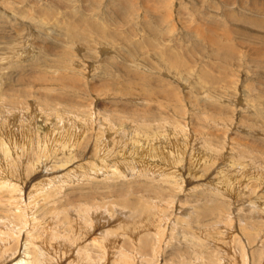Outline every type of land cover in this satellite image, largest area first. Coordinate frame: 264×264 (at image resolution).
<instances>
[{"label":"rangeland","instance_id":"obj_1","mask_svg":"<svg viewBox=\"0 0 264 264\" xmlns=\"http://www.w3.org/2000/svg\"><path fill=\"white\" fill-rule=\"evenodd\" d=\"M84 113L90 116L82 119L86 121L82 128L88 130L82 140L77 135L81 129L72 130V126ZM0 118V197L4 198L5 189L14 195L10 203L0 205V228L9 224L20 230L14 257L9 252L0 264L20 257L23 241L32 238L43 241L48 249L53 245L56 264H74L79 250L95 259L102 256V264L115 263L114 258L124 252L137 264H147L145 259L152 260L150 264H197L206 253L225 259L220 247L225 245L217 242L216 235L222 232L226 240L237 235L245 244V228L252 236L258 232L251 246L244 245L248 260L253 250L256 256L264 252V0H0ZM90 123L96 130L111 126L110 139L115 135L123 141L136 140L138 131L144 135L141 127L157 131L161 139L154 136L155 140H163L162 146L156 144L157 154L164 151L163 158L145 159L151 165L162 161L166 166L167 154H183L182 163H176L179 189L173 191L167 187L172 183L156 174L147 179L130 170L103 174L114 167H100L91 174L85 168L87 160L102 166L116 158L94 139L81 149L66 150L67 144L93 137ZM218 149L224 150L219 157L215 156ZM231 155L234 159L228 158ZM190 158L198 164L195 176L190 175ZM235 159L240 168L233 170L229 161ZM170 166L164 169L167 173ZM224 180L229 185L222 200L218 199L220 215L208 195L210 188ZM49 195L58 198L56 208L45 205ZM119 195L132 208L115 204L109 212L98 209L100 232L107 229L103 222L117 225L116 220L135 214L138 205L142 208L141 196L146 201L143 206L150 205L157 219L163 220V239L168 243L162 249L154 253L148 252L152 248L142 249L144 231L136 233L133 244L137 249L123 245L129 244L122 235L116 251L120 253L110 249L107 255L85 248L95 236L86 231L78 209L116 200ZM17 209L24 213L21 223L8 218ZM117 213L121 217L110 218ZM247 214L251 217L245 224L241 216ZM188 215L189 231L198 226L194 225L197 215L202 237L215 232L202 248L186 244L189 238L185 244L181 241L179 228L184 225L178 217L187 219ZM156 231L153 234L160 235ZM239 245L237 240L235 255L237 264H242ZM210 261L202 259L198 264Z\"/></svg>","mask_w":264,"mask_h":264},{"label":"bare ground","instance_id":"obj_2","mask_svg":"<svg viewBox=\"0 0 264 264\" xmlns=\"http://www.w3.org/2000/svg\"><path fill=\"white\" fill-rule=\"evenodd\" d=\"M69 30H72V29H69ZM70 32V31H69ZM77 32V31H76ZM78 33V32H77ZM76 35V34H75ZM75 35H74V37H75ZM79 35V34H78ZM77 35V36H78ZM87 35V34H86ZM80 36V35H79ZM85 36V35H84ZM97 39V38H96ZM173 65V64H172ZM175 66V65H174ZM155 67V66H154ZM62 78V77H61ZM58 79V78H57ZM43 80V79H42ZM62 80V79H61ZM57 81H59V80H57ZM41 83V81L40 82H38V84H40ZM44 84V83H43ZM64 84V83H63ZM41 85H42V83H41ZM44 86V85H43ZM45 86H46V83H45ZM65 86V85H64ZM31 92V91H30ZM31 95H32V93H31ZM165 96V95H164ZM155 99V98H154ZM150 100V99H149ZM81 112L79 111L77 114H80ZM24 115V114H23ZM88 116H90V114H85L84 113V115L82 114L79 118H80V121L78 122V123H74L75 124V126H72V130H73V128L74 127H77V128H79V129H81V132L79 133V131H78V134L77 135H79L78 137H81L80 139H84V137H85V135H86V132L88 131L87 129L86 130H84V128L85 127H83L82 128V126L83 125H85L86 124V121H84V120H82L84 117H88ZM21 117V116H20ZM71 117V116H70ZM73 117V116H72ZM22 118V117H21ZM25 118V117H24ZM34 119V118H33ZM32 119V120H33ZM40 119V118H39ZM38 119V120H39ZM50 119V118H49ZM59 119V118H58ZM71 119V118H70ZM75 119V118H74ZM0 120H1V118H0ZM16 120V119H15ZM19 120V119H18ZM26 120V119H25ZM61 120V119H60ZM67 120H69V119H67ZM218 120H221V119H218ZM27 121H28V119H27ZM35 121V120H34ZM41 121V120H40ZM24 122V121H23ZM26 122V121H25ZM60 122V121H59ZM63 122V121H62ZM219 122V121H218ZM224 122V121H223ZM16 124H17V122H15ZM20 123V122H19ZM47 123V122H46ZM222 123V122H221ZM10 124V123H9ZM21 124V123H20ZM55 124V123H54ZM69 125H71L70 123H68ZM100 124V123H99ZM22 125V124H21ZM25 125V124H24ZM23 125V126H24ZM34 125V124H33ZM98 125V124H97ZM16 126V125H15ZM35 126H36V124H35ZM47 126V125H46ZM50 126H55V125H50ZM67 126V125H66ZM20 127V126H19ZM40 127V126H39ZM90 127H93V124L92 123H90ZM97 127V126H96ZM24 127H22V130H24L23 129ZM30 128V127H29ZM33 128H35V127H33ZM49 128H51V127H49ZM52 128H54V127H52ZM51 128V129H52ZM135 128V127H134ZM142 128V130H143V132H144V135H142L139 131L136 133V135H137V139L136 140H130V139H128L127 141H125V143H124V141L122 140V139H119L118 138V140L115 138V135H113L112 137H114V138H112V139H110V136H111V133H110V131H111V129H112V127L111 126H106V125H101V127H100V129L98 130H96V129H94V127L93 128H90V131H89V135H91L92 134V132H93V137L92 136H90V137H88V138H85V140L84 141H80V143H79V141H77V144H76V142L74 143V144H72V145H70V144H67L66 145V150H68V152H70L69 150H74V149H81L82 148V145L83 144H85V143H88L89 141H92V139H94L95 141H97L98 142V145H100V144H102V146L105 148V149H107V150H110V153L112 154V156H114L116 159H113V160H111L110 161V163L111 164H109V165H107V163H106V165H102L101 166V164L100 163H95V161L93 162V160H87L86 161V163H87V167H85L86 169H88L89 170V172L92 174V172L96 169H100V167H102L103 169H105V168H111V167H114L113 168V170H111V171H109L108 169H106V171H103V174L104 173H107V172H118L119 174L120 173H126L128 170H130V172H132V174H133V172H135L136 174H138L139 176H142V177H146V176H148V175H151V174H156V175H161V176H163L162 178H166V179H168V182H170V183H172L171 185H167V187L168 186H170L171 188H174L173 189V191L175 190V189H179V186H180V184H181V181L180 180H177L178 179V177H176L175 178V172L176 171H178V166L176 165V163H177V161H180L181 163H182V160H183V154H180V156H176V154L175 153H173L172 155H170V154H167L168 155V157H166L167 159H165V160H167V165L166 166H163L161 163H163L162 161H160L159 163H158V165H157V163H155L156 161V159H158L159 157L160 158H163L162 156H163V152H162V154H161V152H160V154L158 155L157 153V151H158V149L156 148L157 147V145L159 144V145H161L162 146V143H161V141H163V140H158V141H156L155 139L156 138H158V139H161L160 137H159V133L157 132V131H155V132H151V131H149V128L147 129V128H144V127H141ZM154 128V127H153ZM168 128V127H167ZM166 128V129H167ZM13 129V128H12ZM46 129V128H45ZM54 129H56V128H54ZM15 130H16V128H15ZM14 130V131H15ZM32 130V129H31ZM47 130V129H46ZM156 130V129H155ZM17 131H19V130H17ZM16 131V132H17ZM20 131H21V129H20ZM34 131V130H33ZM49 131H51L50 129H49ZM54 131V130H53ZM116 131V130H115ZM37 132H39V131H37ZM52 132V131H51ZM199 132V131H198ZM17 133H20V132H17ZM26 133V132H25ZM30 133H33L32 131L30 132ZM30 133H29V135H30ZM47 133V132H46ZM76 133V132H75ZM170 133V132H169ZM1 134V133H0ZM48 134V133H47ZM53 134V133H52ZM70 134H73L72 133V131H71V133ZM18 135V134H17ZM20 135H22V134H20ZM38 135V134H37ZM135 135V134H134ZM172 135V134H171ZM8 136V135H7ZM11 136V135H10ZM34 137H35V135H33ZM48 136H49V134H48ZM47 136V138L49 139H51V137H48ZM56 136V135H55ZM127 136H129V134H127ZM156 138H155V137ZM19 137V136H18ZM17 137V138H18ZM37 137V136H36ZM39 137V136H38ZM37 137V138H38ZM74 137V136H73ZM179 137V136H178ZM199 137H200V135H199ZM41 138V137H40ZM74 138H76V137H74ZM181 138V137H180ZM45 139V138H44ZM54 139V138H53ZM98 139H100V141L98 140ZM164 139V138H163ZM178 139V138H177ZM22 140V139H21ZM29 140H31L30 138H29ZM28 140V141H29ZM42 140V139H41ZM47 140V139H46ZM180 140V139H179ZM200 140V139H199ZM39 141V140H38ZM52 141V140H51ZM58 141V140H57ZM75 141H76V139H75ZM94 141V142H95ZM119 142V144L117 145V143L116 142ZM203 141V140H202ZM54 142H55V140H54ZM70 142V141H69ZM115 142V143H114ZM157 142V143H156ZM186 142V141H185ZM29 143V142H28ZM42 143H44V142H42ZM47 143H49V142H47ZM46 143V144H47ZM179 143V142H178ZM188 143V142H187ZM197 143V142H196ZM7 144V143H6ZM20 144H21V142H20ZM34 144V143H33ZM36 144V143H35ZM38 144V143H37ZM50 144H52V143H50ZM112 144V146L111 147H109V145H111ZM157 144V145H156ZM166 144V143H165ZM176 144V143H175ZM174 144V145H175ZM180 144V143H179ZM97 145V144H96ZM30 146V145H29ZM35 147H36V145H34ZM41 146H42V144H41ZM40 146V147H41ZM46 146V145H45ZM48 146V145H47ZM52 146V145H51ZM56 146V145H55ZM59 146V145H58ZM94 146V145H93ZM155 146V147H154ZM164 146V145H163ZM173 146V145H172ZM182 146V145H181ZM180 146V147H181ZM31 147V146H30ZM117 147V148H116ZM170 147V146H169ZM169 147H168V149L167 148H165V147H163V148H165V149H167V150H170L169 149ZM1 148V147H0ZM47 149L49 148V147H46ZM54 148H57V146L56 147H54ZM95 148V150H96V146L94 147ZM98 148V147H97ZM158 148H159V146H158ZM173 148V147H172ZM13 149V148H12ZM36 149H40V148H36ZM46 149V150H47ZM51 149V148H50ZM101 149V148H100ZM178 149V148H177ZM221 149H224V148H221ZM27 150V149H26ZM33 150V149H32ZM43 150V149H42ZM45 150V151H46ZM52 150V149H51ZM54 150H56V149H54ZM64 150V149H63ZM28 151V150H27ZM41 151V150H40ZM75 151V150H74ZM104 151V150H103ZM213 151L214 150H212L211 152L213 153ZM224 152V150H220V149H218L216 152H215V156H217V157H219V156H221L222 154H223V152ZM44 152V151H43ZM53 152V151H52ZM56 152V151H55ZM59 152V150H57V153ZM65 152V151H64ZM68 152H65V154L66 153H68ZM100 152H101V150H100ZM166 152V151H165ZM5 153V152H4ZM25 153V152H24ZM49 153V152H48ZM47 153V154H48ZM182 153V152H181ZM27 154V153H26ZM45 154H46V152H45ZM49 154H51V153H49ZM64 154V155H65ZM109 154V153H108ZM137 154V156L136 157H134L133 155H136ZM191 154V153H190ZM30 155V154H29ZM33 155H34V153H33ZM58 155V154H57ZM62 155V154H61ZM204 155H206L208 158H209V160L210 159H216V158H214V156L213 155H209V154H204ZM1 156V155H0ZM9 156L11 157V155L9 154ZM71 156V155H70ZM92 156H93V154H92ZM96 156V155H95ZM102 156V155H101ZM159 156V157H158ZM26 157V156H25ZM36 157V156H35ZM34 157V158H35ZM58 157H60V155L58 156ZM57 157V158H58ZM67 157V156H66ZM94 157V156H93ZM97 157V156H96ZM145 157H148V159L149 160H151V159H153L155 162L151 165V164H149V160H147V159H145ZM189 157V156H188ZM192 157V156H191ZM226 157V156H225ZM230 157H232L233 159H234V156H228V158L230 159ZM33 158V157H32ZM55 158V157H54ZM62 158V157H61ZM98 159H99V157H97ZM185 158V157H184ZM194 158V157H193ZM193 158H190V164H192V166H189V168H190V175H192V176H195L194 175V171L193 170H197L198 169V167H197V165H194V162H195V159H194V161H193ZM231 158V159H232ZM2 159V158H1ZM17 159V158H16ZM18 159H21V158H18ZM23 159V158H22ZM67 159H68V157H67ZM71 159V158H70ZM98 159H96L97 161H98ZM102 159H104V158H102ZM101 158H100V160H102ZM111 159V158H110ZM203 159H205V158H203ZM25 160V159H24ZM37 160V159H36ZM51 160V159H50ZM65 160V159H64ZM73 160V159H72ZM71 160V161H72ZM81 160V159H80ZM125 160H127V161H125ZM162 160V159H161ZM197 160V159H196ZM209 160H204V163H209V162H211V161H209ZM107 161V160H106ZM164 161V160H163ZM168 161H169V163H168ZM237 161L238 160H232V161H229V162H231V163H229L230 164V168H234V167H236V169H238V168H240V165H238V167H237V165L235 164V162L237 163ZM22 162V161H21ZM38 162V161H37ZM53 162H55V161H53ZM61 162V161H60ZM69 162V161H68ZM74 162V161H73ZM76 162V161H75ZM153 162V161H152ZM152 162H150V163H152ZM165 162V161H164ZM199 162V161H198ZM215 162V161H214ZM213 162V163H214ZM1 163V162H0ZM23 163V162H22ZM34 163H35V160H34ZM38 163H40V162H38ZM56 164H57V161L55 162ZM54 163V164H55ZM59 163V162H58ZM63 163V162H62ZM72 163V162H71ZM200 163V162H199ZM213 163H211L210 165H209V167L213 164ZM241 163V162H240ZM28 164V163H27ZM43 164V163H42ZM170 164H172L173 166H172V170H171V172H166V170H164L165 169V167H170L171 168V166H170ZM203 164V163H202ZM228 164V165H229ZM59 165V164H58ZM85 165V164H84ZM94 165H95V167H94ZM246 165L247 164H245V165H243V168H245L246 167ZM32 166V165H31ZM44 166V165H43ZM55 167H57V165H54ZM54 166H53V168H54ZM62 166H65V165H61V167ZM68 166V165H67ZM76 166H77V164H76ZM107 166V167H106ZM109 166V167H108ZM164 168H163V167ZM227 166V165H226ZM61 167H60V169H61ZM79 167H81L80 165H79ZM200 167H202V166H200ZM208 167V168H209ZM229 167V166H228ZM252 167V166H251ZM66 168V167H65ZM72 168H76V167H71V169ZM169 168V169H170ZM207 168V167H206ZM221 168H224V167H221ZM220 168V169H221ZM35 169V168H34ZM52 169V168H51ZM58 169V168H57ZM235 169V170H236ZM74 170V169H73ZM76 170V169H75ZM101 170V169H100ZM127 170V171H126ZM191 170L193 171V172H191ZM199 170V169H198ZM234 170V169H233ZM241 170V169H240ZM252 170H254V169H252ZM251 170V171H252ZM256 170V169H255ZM78 171V170H77ZM87 171V170H86ZM98 171V170H97ZM169 171V170H168ZM204 171V170H203ZM210 171V170H209ZM245 171V170H244ZM88 172V173H89ZM223 173H224V171H222ZM242 172V171H241ZM99 173H101V172H99ZM128 173H129V171H128ZM134 173V174H135ZM206 173V172H205ZM235 173V172H234ZM68 174V173H67ZM72 174H74V173H72ZM79 174V173H78ZM82 173L80 172V175H81ZM86 174V173H85ZM90 174V175H91ZM97 174V173H96ZM141 174H143V175H141ZM231 174V173H230ZM229 174V175H230ZM246 174V173H245ZM88 175V174H87ZM123 175V174H122ZM126 175V174H125ZM223 176H224V174H222ZM72 176V175H71ZM201 176H203V173L202 174H199V177H201ZM74 177V176H73ZM86 178V177H85ZM147 178H154V177H150V176H148V177H146V179ZM18 179V178H17ZM69 179V178H68ZM96 179V178H95ZM46 180H48V179H46ZM75 180H76V178H75ZM78 180V179H77ZM97 180V179H96ZM39 181V180H38ZM51 181V180H50ZM74 181V180H73ZM234 181V180H233ZM44 182V181H43ZM47 181H45V183H46ZM49 182V181H48ZM20 183H21V181H20ZM44 183V184H45ZM50 183V182H49ZM51 184V183H50ZM49 184V185H50ZM233 184V183H232ZM48 185V186H49ZM217 185H218V188H217ZM217 185L215 186L216 188L215 189H213V188H208L209 189V197H210V199L212 198V199H214V201H215V204L213 205V207L216 209V212H218V214H220L221 215V208H222V202H219L218 201V199H221L222 200V194H223V191H226V189H225V187L226 186H228L229 185V180H224V181H221L220 183H217ZM230 185H231V182H230ZM47 186V185H46ZM47 186V187H48ZM51 187V186H50ZM38 188V187H37ZM171 188H169V189H171ZM28 189V188H27ZM53 189V188H52ZM44 190H46V188H44ZM49 190V189H48ZM236 191H238V192H240V187H239V189H237V187H236V189H235ZM234 190V191H235ZM234 191L232 192V193H234ZM5 192H7V193H5L3 196H4V198H6V199H4L2 196L0 197V205H3L5 202L4 201H6V202H8V203H10L12 200H13V197H14V195H11V193L13 192L12 190H9V189H5ZM35 192V191H34ZM0 193H1V190H0ZM24 193V192H23ZM154 193V192H153ZM230 194V193H229ZM150 195H153V194H150ZM171 195V194H170ZM173 195V194H172ZM233 195V194H232ZM169 196V195H168ZM51 198V195H49V196H47L46 197V199L47 198ZM120 197H122V196H118V198L116 199V200H111V201H104V200H102V202L101 203H99L98 204V206L97 205H89V204H86V205H81L80 206V208L78 209V215H80V217L82 216L83 218H84V220H85V224H86V226H87V230L86 231H89V232H91L95 237H93V240L88 244H86V246H85V248H89V249H91V250H94V251H97V253L98 252H103V253H105V254H107V252L111 249V250H113V251H111V252H115L116 254L119 252L120 253V251H118V252H116L117 250H119V244H120V239L122 238V236L124 237V238H126V242L129 244V245H127V244H123V245H125V246H129V248H135V249H137V247L136 246H134V240H135V236H136V233L137 232H140V231H144V232H146L144 235H142V237H141V239L143 240V244H142V246H141V248L142 249H145L146 250V248H152V250H149L148 252H152V253H154V252H157V251H159L160 249H162L163 247H162V245H165V244H167L168 242L166 241V238L165 239H163V237L165 236V233H163L165 230H164V227H163V220H161V219H157V217H156V215L153 213V212H151V210H152V208H151V206L150 205H146V206H148V207H145V206H143V205H145V202L146 201H141L140 199H141V196H140V198L138 199V201H139V204H141V207L142 208H139V205H138V209L137 210H135V214H130V215H128V216H125L124 218H122L118 213L116 214V215H114V216H111L110 218L112 219V218H115V219H117V218H119V217H121L119 220H116L117 221V225H109V224H107L108 222H110V220H108V221H106V222H103L104 223V225L106 226V227H104V228H107L106 229V231H104V233L103 232H100V230L103 228L102 226H97V222H96V220L98 219L99 220V218H98V214H99V212H98V209H103L105 212H109V211H111L115 206V204H117V205H119V206H121V208H122V206H124V205H126V204H128L129 206H130V209L132 208L131 207V202L129 201V200H126V199H123V200H121L120 199ZM228 197H230V196H228ZM232 197V196H231ZM106 198V194H105V197L103 198V199H105ZM170 198H172V197H170ZM119 199H120V201H119ZM134 200V199H133ZM168 200V199H167ZM213 201V202H214ZM46 204L45 205H50V207L49 208H56V206H55V203L56 202H58V198H55V196H54V198L52 197L50 200H46ZM226 202V201H225ZM261 203V202H260ZM226 204H228L227 202H226ZM225 204V205H226ZM253 204V203H252ZM135 205V204H134ZM156 205V204H155ZM163 206H166V205H164L163 204ZM224 206V205H223ZM229 206V205H228ZM257 206V205H256ZM168 207V206H167ZM181 207V206H180ZM225 207V206H224ZM111 208V210H107V209H110ZM124 208H125V206H124ZM134 208V207H133ZM182 208H184V207H182ZM21 209V208H20ZM158 209V208H157ZM168 209V208H167ZM18 210V209H17ZM227 210V209H226ZM155 211V210H154ZM224 211V210H223ZM230 211V210H229ZM13 212V211H12ZM227 213V212H226ZM229 213V212H228ZM12 214V213H11ZM24 213L23 212H21V211H19L18 210V212H15V214H13V216H10V214L8 215V218H10L11 219V221L13 222V223H21V217H22V215H23ZM186 214V213H185ZM217 214V213H216ZM245 216H246V219H245ZM249 215L247 214V215H243V216H241V218L243 219V223H248V222H250V217L251 216H249ZM82 217H81V219H82ZM220 217V216H219ZM66 218V217H65ZM178 218H180V221H182V224L184 225V227H182V228H179V232L182 234V243H186L188 240V238H189V240H190V242L189 243H186V244H189V246H193V248H194V246L195 247H197L198 249L199 248H202V247H200V246H202L203 244H204V242H205V240H207V239H209L210 238V236H214L215 234V232H211V235H209V234H207L206 235V237H202L201 235H202V231H203V225H202V223L201 222H199L200 221V219L198 220V216L197 215H195V217H194V225H198V226H195V227H193V228H191L192 229V231H189V229H190V227H191V224H190V220H191V217H189V215H188V217H187V219H184V218H181V217H178ZM204 218V217H203ZM67 219V218H66ZM114 220V219H113ZM177 221H178V219H176ZM229 221H232V220H230L229 219ZM248 221V222H247ZM26 222V221H25ZM114 222H115V220H114ZM12 223L10 222V225H11ZM17 225V224H16ZM15 225V226H16ZM229 225V224H228ZM262 225V224H261ZM111 226V227H110ZM109 227V228H108ZM228 227V226H227ZM233 227V224L231 225V223H230V225H229V229H231ZM10 228V229H9ZM86 228V227H85ZM16 229L17 228H14V227H12L11 228V226H9V224H5L3 227H1L0 228V261H2L3 262V260L5 259V257H6V254H7V256H9V252L11 253L10 255H12V254H14L15 253V251H17V248H18V246H19V244H20V241H19V237H20V230H18V232L16 231ZM241 229V228H240ZM155 230H159V232L158 231H156V233L158 232L160 235H155V234H153V231H155ZM164 230V231H163ZM233 230V229H232ZM48 231V230H47ZM46 231V232H47ZM99 232L100 233V235H95V233L96 232ZM242 231L244 232V235H245V238H246V242H245V244H248L249 246H251V244H253V242H255V240H256V237L258 236V232L257 233H255L253 236L251 235V232H249V230L247 229V228H245V229H242ZM241 231V232H242ZM98 232L96 233V234H98ZM232 232V231H231ZM70 233V232H69ZM74 233V232H73ZM86 233V232H85ZM252 233H253V231H252ZM51 234V233H50ZM82 234V233H81ZM54 235H56V234H54ZM59 235V234H58ZM62 235V234H61ZM61 235H60V237H61ZM70 235V234H69ZM89 235V234H88ZM120 235H122V236H120ZM225 234L224 233H222V232H219L217 235H216V237H217V242H219V243H224V245L225 246H220L221 248H222V250L224 251L223 252V254L225 253V255H224V258H225V256H226V258L225 259H215L214 257H212L210 254L211 253H206V256H201L200 255V259L202 260V259H208V260H212V261H210L208 264H223V262H226L227 264H230V263H236L237 264V261H236V251H235V244H236V241L238 240V242L240 243V247H239V254H240V259H241V263L242 264H264V258H262V256H263V254H264V252L263 253H261V254H259V255H255V252H256V250H253L252 251V253H251V255H250V259L248 260V256H247V253H246V250H245V244H243L242 242H241V239L240 238H238V236L237 235H232V237H230V238H232V239H230V240H226V237L224 236ZM230 235V234H229ZM242 235V234H241ZM47 236V235H46ZM64 236V235H63ZM90 236V235H89ZM38 237V236H37ZM41 237V236H40ZM58 237V236H57ZM83 237V236H82ZM229 237V236H228ZM39 238V237H38ZM46 238V237H45ZM52 238V237H51ZM40 240H42V239H40ZM71 240V239H70ZM73 240V239H72ZM75 240V239H74ZM84 240V239H83ZM38 241L39 240H33V238L32 239H29V240H25V241H23V244H24V251H22V253H21V256L19 257L18 256V258L16 259V260H11V262H10V264H56L57 263V260L55 259V255H53V254H55L56 253V249L53 247V245H52V247L50 248V249H48L47 247H45L44 246V244H43V241L41 242V243H38ZM49 241V240H48ZM51 241V240H50ZM79 241V240H78ZM136 241V240H135ZM25 242V243H24ZM62 242H64V241H62ZM82 242V241H81ZM22 243V242H21ZM73 243H74V241H73ZM48 244V243H47ZM154 244H156V246H154ZM17 246V247H16ZM57 246V245H56ZM55 246V247H56ZM49 247V246H48ZM68 247H69V245H68ZM83 247V246H82ZM77 248H79V247H77ZM76 248V249H77ZM85 248H83V249H85ZM253 248V247H252ZM259 248H261V247H259ZM66 249V248H65ZM80 249V248H79ZM195 249V248H194ZM69 250H71V249H69ZM205 250V246L203 247V251ZM19 251H20V249H19ZM58 251H59V249H58ZM64 251V250H63ZM88 252V251H87ZM87 252H85L84 250H79L78 252H77V255H76V259L74 260V264H102V256L101 257H99V258H97V259H95L94 257L92 258L91 257V255H90V253H87ZM134 252V251H133ZM58 253V252H57ZM102 253V254H103ZM220 253V252H219ZM219 253H215L217 256H219L218 254ZM96 254V253H95ZM156 254V253H155ZM155 254H153L154 256H155ZM18 255V254H17ZM20 255V254H19ZM57 255V254H56ZM71 255H72V253H71ZM107 255H109V254H107ZM13 256V255H12ZM61 256V255H60ZM111 256V255H110ZM154 256H153V258L152 259H154ZM14 257V256H13ZM12 257V258H13ZM105 258L107 259V257L105 256ZM112 258V257H111ZM147 258H148V256H147ZM150 258H151V256H150ZM114 259H116V261H115V263L113 262V264H137V262L136 261H132L133 260V258H132V256H130V255H126V253L124 252L123 254H121L120 253V255H117V257L116 258H114ZM6 260H8V259H6ZM200 260V261H201ZM199 261V262H200ZM143 262H145V263H147V264H150L151 262H152V260H151V262H149V260L148 259H145ZM199 262H197V264L199 263ZM218 262V263H217ZM1 263V262H0ZM8 263V262H7ZM6 263V264H7ZM105 263V262H104ZM166 263V262H165ZM171 264H172V262H170ZM106 264V263H105ZM167 264V263H166ZM169 264V263H168Z\"/></svg>","mask_w":264,"mask_h":264}]
</instances>
